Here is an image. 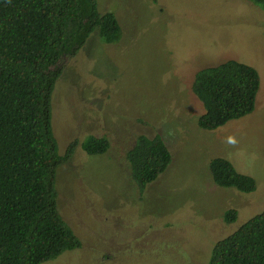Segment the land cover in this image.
I'll list each match as a JSON object with an SVG mask.
<instances>
[{"label":"rangeland","instance_id":"obj_1","mask_svg":"<svg viewBox=\"0 0 264 264\" xmlns=\"http://www.w3.org/2000/svg\"><path fill=\"white\" fill-rule=\"evenodd\" d=\"M120 27L114 43L92 31L64 63L50 96L57 152L56 209L80 245L41 264H205L214 241L264 206V12L249 0H96ZM234 59L259 77L253 110L214 130L191 91L198 69ZM138 134H158L171 159L141 196L124 153ZM107 149L87 154L86 136ZM250 175L242 193L216 185L208 160ZM236 219L225 223L226 209Z\"/></svg>","mask_w":264,"mask_h":264},{"label":"trees","instance_id":"obj_2","mask_svg":"<svg viewBox=\"0 0 264 264\" xmlns=\"http://www.w3.org/2000/svg\"><path fill=\"white\" fill-rule=\"evenodd\" d=\"M264 12V0H249ZM96 30L103 43L120 36L111 11L99 12L96 0H0V264H41L79 240L56 209L54 175L76 143L57 152L50 125V96L66 60ZM259 86L256 69L226 59L194 72L190 87L202 106L198 128L214 130L249 114ZM87 154L103 153L105 137L86 136ZM124 157L141 196L167 166L170 152L158 134H138ZM212 181L242 193L254 179L223 157L208 160ZM235 209L222 219L231 223ZM205 264H264V206L229 234L214 241Z\"/></svg>","mask_w":264,"mask_h":264}]
</instances>
